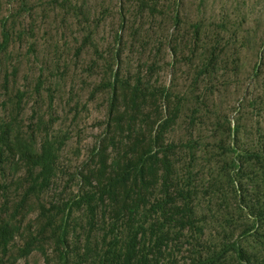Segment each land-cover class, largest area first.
<instances>
[{"label": "trees", "instance_id": "obj_1", "mask_svg": "<svg viewBox=\"0 0 264 264\" xmlns=\"http://www.w3.org/2000/svg\"><path fill=\"white\" fill-rule=\"evenodd\" d=\"M120 1V30L109 55L101 51L97 38L107 17L103 4L20 0L14 8L12 0L0 13V264H38L40 259L45 264H264V252L257 256L245 247L253 232L258 237L264 229V194L251 206L237 187L249 160L259 166L264 156L226 146L237 129L228 123L222 130L217 147L221 159L229 157L222 167H228L226 175L239 195L234 209L244 213L246 205L254 219L252 226L238 229L224 192L198 169L193 138L197 126H206L209 118L199 108L207 102L205 92H194L191 99L155 77L161 69V48L148 66L141 65L149 63L145 47L140 54L124 56L129 17ZM168 2L137 0L133 24L143 30L145 20L157 21ZM3 6L0 0V9ZM48 17L63 28L77 29L71 37L67 28L60 36L57 31L46 50L55 60L68 50L70 56L56 71L36 72L38 64L32 63L30 73L21 76L25 61L39 48L38 24ZM171 21L174 55L179 56L181 46H192L185 60L193 65L198 56L192 87H215L220 43L211 46L208 60L202 61L200 24L191 25L189 41L186 33L181 36L178 8ZM130 62L139 69L127 70ZM70 65L95 82L90 99L100 94L107 111L96 145L81 162L85 138L80 126L91 107L90 102H74L66 112L61 105V82ZM260 69L261 62L256 63L254 75ZM74 92L69 94L72 101ZM185 120L193 138L177 142L174 135Z\"/></svg>", "mask_w": 264, "mask_h": 264}, {"label": "rangeland", "instance_id": "obj_2", "mask_svg": "<svg viewBox=\"0 0 264 264\" xmlns=\"http://www.w3.org/2000/svg\"><path fill=\"white\" fill-rule=\"evenodd\" d=\"M12 0H4V6L0 9V13L6 10V5ZM137 0H134V5ZM20 0H15L14 8L18 6ZM89 6H97L103 4L107 10V17L100 30L98 31V41L100 49L105 55H109L113 49L116 33L120 30V0H88ZM126 7L125 41L123 44L124 56L132 53H138L146 49L144 53L145 62L150 65V61L155 51L161 48L162 52L159 56L161 69L154 74L160 77L162 83L175 87L176 91L188 95L191 99L193 93L199 95L205 92L207 102L199 105L201 113H208L209 118L206 120V126L198 125L194 132V138L189 135L191 130L189 120L182 122L178 128L174 138L177 142L193 138L197 141L196 151L199 152L198 169L203 173L209 182L216 181V186L225 194V201L232 205L229 216L238 222V229L250 227L253 224L251 212L248 213L247 206L243 205L245 212L235 210L239 195L229 182L226 171L228 167H222L223 162H227L229 157H221L222 154L218 146H220L222 130L227 127L228 123H232V127L237 129L234 139L227 143L235 146L240 152L258 153L264 156V0H170L167 8L160 9L158 12V20L146 19L144 29L139 31L137 22L133 24L131 12L134 10L133 1L123 0ZM179 9L182 22L180 25L181 36L185 33L188 40H191V25L200 24L201 26V42L200 51L201 60H208V52L211 46L217 45L220 50L219 72L215 81V87L212 85H201V90L192 87V80L195 77V65L198 62V56L194 59L193 65L190 60V49L192 46H181L179 56L174 55L172 46H170L171 37L174 27L172 26V17ZM101 9V8H100ZM35 33V40L38 42L39 48L33 52L34 56L28 57L23 66L21 76L30 73L29 65L37 63L38 67L47 70L56 71L58 63L63 68L65 62L70 56L69 50L63 53L60 60H55V56L50 51H46L49 44L65 31L68 37L77 32V29L71 25L63 28L61 24L54 23L50 20L45 23H39ZM49 33V36L45 34ZM58 36V37H59ZM79 37V34H78ZM70 40V42H72ZM75 42V41H74ZM25 45H27L25 43ZM27 47V46H25ZM178 53V52H177ZM173 54V55H172ZM52 60L47 64L46 61ZM71 61V60H70ZM177 61V63H176ZM175 62V64H173ZM261 62L259 75H254L253 68L256 63ZM138 63L130 62L125 68L135 72ZM172 64V65H171ZM139 65V66H141ZM142 68V67H141ZM143 70L146 71V68ZM159 73V74H158ZM80 71L70 65L65 79L61 82V105L67 112L68 104L80 102L85 104L90 102L91 111L85 115V120L80 126L84 128L83 134L85 141L83 143L81 157L78 159L83 161L88 155V150L97 143V137L103 130V122L106 114V106L101 102L100 94L95 100L91 101L90 94L95 88L94 81H87L81 77ZM95 76V71L91 72ZM22 78V77H21ZM75 89L74 101L70 100V92ZM79 129V130H81ZM187 129V130H186ZM219 133L214 138L210 130ZM77 144V138L70 144V149ZM209 147H216L212 150ZM233 157V155H232ZM243 177L238 181L239 189H243L246 194L247 203L253 205L258 196L264 194V162L258 166L255 159L249 160ZM239 180V179H238ZM255 210L256 209H251ZM225 218H227L225 216ZM231 218V219H232ZM216 227L219 228L217 224ZM261 225L256 227L260 230ZM220 231H222L220 229ZM223 233V231L221 232ZM249 240L245 242V247L251 254L257 256L264 252V229L262 233L256 237L255 232L249 236ZM244 242V239H243ZM255 261V258L252 257ZM46 263V262H45ZM43 259L38 260V264H45Z\"/></svg>", "mask_w": 264, "mask_h": 264}]
</instances>
